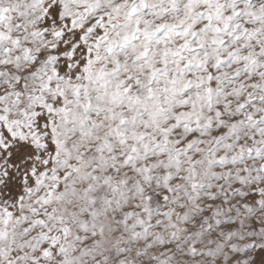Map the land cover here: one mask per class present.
<instances>
[{
  "label": "snow or ice",
  "instance_id": "snow-or-ice-1",
  "mask_svg": "<svg viewBox=\"0 0 264 264\" xmlns=\"http://www.w3.org/2000/svg\"><path fill=\"white\" fill-rule=\"evenodd\" d=\"M0 264H264V0H0Z\"/></svg>",
  "mask_w": 264,
  "mask_h": 264
}]
</instances>
